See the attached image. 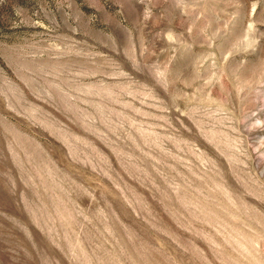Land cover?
<instances>
[{
    "label": "rangeland",
    "instance_id": "374dc122",
    "mask_svg": "<svg viewBox=\"0 0 264 264\" xmlns=\"http://www.w3.org/2000/svg\"><path fill=\"white\" fill-rule=\"evenodd\" d=\"M0 264H264V0H0Z\"/></svg>",
    "mask_w": 264,
    "mask_h": 264
}]
</instances>
